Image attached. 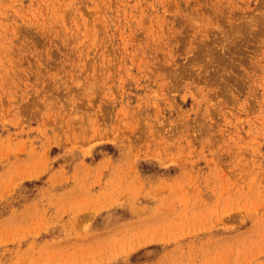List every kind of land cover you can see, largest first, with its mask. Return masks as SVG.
Wrapping results in <instances>:
<instances>
[{"label": "rangeland", "instance_id": "374dc122", "mask_svg": "<svg viewBox=\"0 0 264 264\" xmlns=\"http://www.w3.org/2000/svg\"><path fill=\"white\" fill-rule=\"evenodd\" d=\"M0 264H264V0H0Z\"/></svg>", "mask_w": 264, "mask_h": 264}]
</instances>
